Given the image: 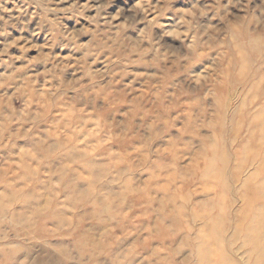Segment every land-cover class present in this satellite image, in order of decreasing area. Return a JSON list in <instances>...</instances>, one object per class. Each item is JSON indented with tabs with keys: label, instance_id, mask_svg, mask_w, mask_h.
I'll list each match as a JSON object with an SVG mask.
<instances>
[{
	"label": "rangeland",
	"instance_id": "374dc122",
	"mask_svg": "<svg viewBox=\"0 0 264 264\" xmlns=\"http://www.w3.org/2000/svg\"><path fill=\"white\" fill-rule=\"evenodd\" d=\"M253 41L247 66L254 73L262 64L264 74V0H0V264H198L194 246H207L220 210L221 192L207 191L205 176L220 118L231 203L225 243L237 264H250L249 247L233 236L243 181L258 168L251 162L235 179L247 117L264 105V78L236 79ZM74 149L99 174L104 208L92 217L69 208L68 224L45 222L50 187H63L49 165H66L81 179L77 193L89 194L84 161L64 162ZM165 211L180 220L163 222ZM161 221L176 240L157 239ZM79 236L105 255H85Z\"/></svg>",
	"mask_w": 264,
	"mask_h": 264
},
{
	"label": "bare ground",
	"instance_id": "6f19581e",
	"mask_svg": "<svg viewBox=\"0 0 264 264\" xmlns=\"http://www.w3.org/2000/svg\"><path fill=\"white\" fill-rule=\"evenodd\" d=\"M257 44L258 43L256 41H253L252 44L246 48L248 50L246 53L242 51L240 52V66L242 70L240 75H238L236 78L237 81H247L258 77L260 80H263L264 74L262 72V64L259 65L254 73H251L247 66V63H250V61L253 59V52H255ZM252 74H254V77ZM261 91L262 90H258L261 95L264 94V91ZM247 118L250 122V131L246 140L241 143L237 153L239 166L234 172L236 176L235 179L241 178L244 168L251 162H257L258 168L255 172L250 174V176L247 177L245 181H243L244 187L247 190V197L245 201L246 206L243 212L244 217L237 225V230H239V232L237 235L233 236V240L243 244L245 247H249L250 251L248 253V258L250 264H255V255L256 257H260L261 261H264V105H261L254 115ZM227 133L228 132L223 126L220 118V120L215 123V143L211 146L212 150L211 155L209 156V165L205 173V176L209 180H212L213 183V187L208 188L207 191L215 189V192L218 190L221 192L216 193L217 205L220 210H218L219 213H217L211 219L212 227L207 230L206 236H209V238L205 239V244L207 246L199 247V245H193L197 250V257H199L198 264H237L234 257H232V249L229 246V243H225V238L227 235L226 228L230 221L228 210L230 209L231 205V203L228 201L230 184L225 172L229 164L227 145L224 142V138ZM240 133L241 127L238 128V126H236L233 133L235 139L239 138ZM37 148L42 151L44 149V145H39V143H37ZM45 157L48 160L50 159V161H57L58 159V157L53 154H46ZM72 157H75L77 161L80 159L83 160L84 169L89 171L92 176V185H90L89 194L86 192L77 193V188L82 183L80 182L81 179L78 177H76V180L73 179L75 175L72 172H67L66 165H62V167L56 171L52 167V164L49 165L51 177L55 176V178H57L58 175L59 178L57 179L60 183H62L63 187L60 190H57L54 185L50 187V189L53 191V195L51 201L49 202V206L53 213L51 216L49 215L44 219L45 222H57L60 226L68 224L70 219H67L65 214L69 208L75 210L76 212L84 208L85 211L83 210V216L86 217H92L95 212L99 214V212L104 208V205H101L100 203L99 198L101 196L95 187L98 182L99 174L91 168L92 161L84 159L83 155L74 149L69 151V153L64 154V162L68 160L72 161ZM36 186H40V183L38 182ZM101 187L102 188L100 191H109L110 189V186L108 185ZM10 192L13 194H18L21 193V190L17 191L12 189ZM60 196L67 197L69 206L59 205L57 199ZM78 197L82 198L84 201L81 202ZM149 204V206H152L153 202L150 201ZM100 215H102V213ZM163 219H171L175 220V222L180 220L178 215H171V213H168L167 211H165L162 218V221L164 222ZM162 221L158 223V226L161 227L162 232L158 235L157 239H160L161 242H165V240L168 242H173L176 240V237L168 234L163 229ZM244 227L246 228L244 229ZM80 228H82V226L78 227V231H80ZM244 233V240L240 241V237ZM83 242L84 240H82L80 236L77 237L76 245L80 246L82 252L85 255L89 253L90 257H94L96 260L100 255H105L106 252L96 254L93 249L85 247ZM67 256H69V254ZM195 264H197V262Z\"/></svg>",
	"mask_w": 264,
	"mask_h": 264
}]
</instances>
